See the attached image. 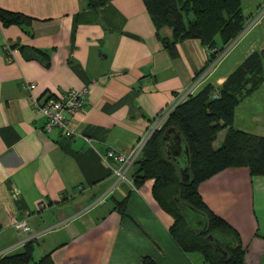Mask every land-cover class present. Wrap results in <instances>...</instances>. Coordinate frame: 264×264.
<instances>
[{"label": "crops", "instance_id": "1", "mask_svg": "<svg viewBox=\"0 0 264 264\" xmlns=\"http://www.w3.org/2000/svg\"><path fill=\"white\" fill-rule=\"evenodd\" d=\"M239 2L242 15L243 6L248 10L242 30L208 62L210 48L197 38L176 43L173 55L165 50L141 0H105L95 8L87 0H0V10L28 19L24 25L0 20V257L30 241L31 261L49 252L53 264H143L142 258L207 264L169 236L172 219L152 198V180L134 187L132 164L118 180L99 152L127 151L160 115L205 84L219 86L251 51L264 48V0ZM159 34L169 38L171 30ZM213 41V48L222 47L218 34ZM81 87L87 92L82 112L71 117L74 133L46 130L30 96L40 104ZM261 88L264 77L235 106L233 128L245 131L233 123L250 101L244 114L261 126L245 132L264 136V99L253 98ZM197 191L235 232L242 264H264V176L226 168ZM125 195L120 215L112 207ZM20 219L28 232L11 226Z\"/></svg>", "mask_w": 264, "mask_h": 264}, {"label": "trees", "instance_id": "2", "mask_svg": "<svg viewBox=\"0 0 264 264\" xmlns=\"http://www.w3.org/2000/svg\"><path fill=\"white\" fill-rule=\"evenodd\" d=\"M105 0H87L95 8ZM155 36L171 55L174 45L185 39L197 38L208 48L214 47L218 34L222 47L209 53L211 62L216 53L242 30L245 18L239 0H141ZM2 24L24 25L28 19L18 13L0 10ZM161 28L171 30L169 38L159 34ZM41 55L44 53L40 52ZM264 48L251 51L228 73L219 86L208 83L195 94L177 103L143 145L132 163L131 184L139 187L151 179V196L167 213L172 223L167 231L184 252H197L207 264H242L241 249L234 231L202 202L197 186L203 180L226 169L244 167L249 176H264V136L248 133L232 126L233 111L239 101L251 93L263 79ZM173 128L187 148L189 180L180 181L174 162L166 159L161 136ZM225 128L217 148L212 147L216 134ZM180 161L184 162L182 157ZM127 195L114 200L113 209L124 214ZM183 204L187 210L180 208ZM189 208L199 216L201 225L189 223L185 214ZM216 239L222 245L224 257L213 252ZM221 249V247H220ZM32 243L26 241L17 252L0 257V264H53L50 253L31 261ZM143 264H150L142 258Z\"/></svg>", "mask_w": 264, "mask_h": 264}, {"label": "built area", "instance_id": "3", "mask_svg": "<svg viewBox=\"0 0 264 264\" xmlns=\"http://www.w3.org/2000/svg\"><path fill=\"white\" fill-rule=\"evenodd\" d=\"M215 51L216 49L212 48L209 50V53ZM220 52L216 53L215 58L212 61L216 59ZM6 58L7 60L9 59L8 57ZM32 87L33 83H29L27 85V88L29 89H31ZM86 92V87L67 89L56 96L48 97L40 104L37 103L36 99L31 96L29 101L33 106L35 112L37 114H40L44 118V128L46 130L55 128L62 136L70 137L74 133L72 129L71 117L82 112ZM186 92L187 94L191 93L190 90H187ZM168 112L169 111L160 115L157 123L151 125L145 131H143L137 137L134 143L127 149V151L118 152L113 150L112 148H106L102 152H99L101 161L105 164L106 167L111 170L113 175H115L118 180L125 179V171L139 156L143 145L150 137L153 130L157 129L160 126V124L167 116ZM84 140L87 141L86 138ZM37 207L39 209H42L44 207V203H37ZM11 226L22 232L29 231L28 225L22 219L14 220Z\"/></svg>", "mask_w": 264, "mask_h": 264}, {"label": "water", "instance_id": "4", "mask_svg": "<svg viewBox=\"0 0 264 264\" xmlns=\"http://www.w3.org/2000/svg\"><path fill=\"white\" fill-rule=\"evenodd\" d=\"M161 143L163 146V152L166 157V159L172 161L176 165L177 174L180 178V181L185 183L189 180V173H188V156H187V148L185 144L183 143L182 139L179 136V133L176 132L173 128L169 127L167 128L162 136H161ZM184 158V162L180 161L181 158ZM180 208L184 210H187L186 207L183 204H179ZM191 211L190 213L185 214L187 217V220L189 223L194 222L197 225H201L202 222L199 219V216L195 214L194 211ZM200 221H199V220ZM213 252L217 254V252L220 249L221 243L217 241L216 239L213 240L212 243Z\"/></svg>", "mask_w": 264, "mask_h": 264}, {"label": "rangeland", "instance_id": "5", "mask_svg": "<svg viewBox=\"0 0 264 264\" xmlns=\"http://www.w3.org/2000/svg\"><path fill=\"white\" fill-rule=\"evenodd\" d=\"M243 2H249V0H247V1L243 0ZM263 7H264V5H262V7H260L259 9H262ZM242 12H244L243 16L246 19V16L248 14V10H247V8L245 6H243ZM263 77H264V70H263ZM249 97L250 96H247V98H249ZM253 98L256 100L257 103H258V99L263 100L264 99V88H261L256 93H254L253 94ZM249 105H250V101L246 102L243 106H240L239 110L237 111V116H236L237 117V121H234L233 124H235L237 122L236 126H240L245 131L257 132V131H259L258 127L261 126V123H259L258 121H255V120L250 121L249 118H248V115L244 114V111H243V107L249 106ZM244 115H246V117ZM253 134H255V133H253ZM219 137H221V134H219L218 138ZM6 235L7 234L5 233V235L1 236L2 241H4V236H6ZM10 247L11 246H9L8 249ZM18 249H19V247L15 248V249L6 250L5 253L9 254V253H12V252H16ZM34 259H35V255H34ZM29 264H32V263L29 262Z\"/></svg>", "mask_w": 264, "mask_h": 264}]
</instances>
